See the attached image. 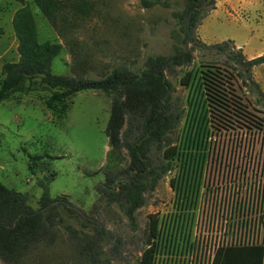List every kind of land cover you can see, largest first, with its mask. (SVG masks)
<instances>
[{
    "label": "rangeland",
    "instance_id": "rangeland-1",
    "mask_svg": "<svg viewBox=\"0 0 264 264\" xmlns=\"http://www.w3.org/2000/svg\"><path fill=\"white\" fill-rule=\"evenodd\" d=\"M90 1L95 4L91 15L60 31L34 0H0V22L4 27L0 34V87L3 64L20 58L14 22L24 8L34 17L39 42L51 40L63 45L52 62V72L58 75L101 78L118 66L141 73L149 56L171 54L182 43L183 34L174 12L183 10L187 0H161L150 8L143 7L141 0ZM235 2L234 6L230 4V11L221 7L208 15L198 36L208 44L235 40L249 59L263 55L264 0H243L240 7ZM228 43L234 45L232 41ZM207 66L221 67L232 79L242 108H209L210 122L204 129L199 74ZM237 68L241 66L226 54L199 45L191 64L167 72L174 99L178 98L184 107L183 118L171 137L181 144V152L205 156L197 170L189 168L190 156L177 159L156 189L146 193L147 203L136 211L134 221L118 204L102 208L106 228L113 234L105 245L113 264L140 263L153 215L159 219L166 212L201 215L205 199L216 213L226 214L229 205V213L233 208V213L254 220L262 205L264 216V64L252 70L259 87L249 73L241 74ZM188 72L191 78L186 84L183 79ZM24 86L30 90H18L0 102V182L27 193L34 208L40 206L39 200L48 190L52 197L65 195L91 212L100 198L98 186L106 181V172L115 163L108 156L111 146L106 133L111 97L102 91L83 90L49 107L47 99L53 89L41 78L27 80ZM123 152L126 166L129 158L127 150ZM183 197L186 205L180 201ZM66 218L80 228L78 222ZM160 231V236L154 237L155 242L159 240L155 261L162 264ZM0 264L15 263L0 259ZM18 264L86 262L75 240L62 229L52 243H41Z\"/></svg>",
    "mask_w": 264,
    "mask_h": 264
},
{
    "label": "trees",
    "instance_id": "trees-1",
    "mask_svg": "<svg viewBox=\"0 0 264 264\" xmlns=\"http://www.w3.org/2000/svg\"><path fill=\"white\" fill-rule=\"evenodd\" d=\"M24 3L26 0H17ZM52 26L60 31L75 25L77 19L91 15L95 4L90 0H34ZM143 7L150 8L161 0H141ZM163 3V2H162ZM216 8V0H187L183 10L175 11L183 34L181 45L171 54L151 55L141 73L128 66H118L101 78L58 75L52 72V62L63 45L56 41L39 42L34 17L28 8L15 16V28L20 40V58L3 64L4 75L0 87V102L7 100L18 90H30L25 82L41 78L53 94L47 99L49 107L57 101L74 97L80 91L94 90L106 93L112 99L111 116L106 130L111 149L109 158L114 165L106 172V181L98 186L100 198L91 212L87 213L67 196L52 197L46 190L34 208L27 193L9 188L0 182V259L6 263H20L41 243H52L62 229L75 240L81 259L86 264H113L105 245L113 238L101 216L105 205L118 204L123 212L135 220L136 211L147 203L146 193L156 189L160 180L173 169L175 161L190 156V169L202 166L204 153L185 154L172 139L184 115L181 101L174 99L167 72L176 66L191 64L197 46L215 48L240 65L239 73H249L264 64V54L249 59L242 48L230 45L227 40L208 44L198 36L202 20ZM72 12V14L70 13ZM64 24L63 26H61ZM4 27L0 22V34ZM234 43V42H233ZM230 45V46H229ZM237 67V66H236ZM191 73L183 79L189 83ZM221 67L207 66L200 69L199 87L203 98L204 129L210 122L209 108L214 110L241 109L242 103L235 93L232 79ZM259 87V86H258ZM234 91V92H233ZM264 95V92H261ZM127 128L124 129V126ZM127 150L129 163L123 150ZM198 156V159L196 157ZM202 158L200 159V157ZM194 157V159H192ZM66 216L78 222L77 228ZM145 248L139 264H154L160 236V219L151 216ZM70 221V220H69ZM121 241V239H117ZM162 246V242L160 244ZM214 264H264V245L228 247L218 252Z\"/></svg>",
    "mask_w": 264,
    "mask_h": 264
},
{
    "label": "built area",
    "instance_id": "built-area-1",
    "mask_svg": "<svg viewBox=\"0 0 264 264\" xmlns=\"http://www.w3.org/2000/svg\"><path fill=\"white\" fill-rule=\"evenodd\" d=\"M184 199L185 197L180 198L182 205L187 204V199ZM200 207L201 215L162 213V264H214L222 249L264 245L262 205L259 207V214L254 215L258 219L254 220L240 217L239 213H233V208L229 213V205L226 207V214L213 212L214 208L206 204L205 199ZM257 209L258 207L255 210ZM154 264L159 262L155 261Z\"/></svg>",
    "mask_w": 264,
    "mask_h": 264
},
{
    "label": "crops",
    "instance_id": "crops-1",
    "mask_svg": "<svg viewBox=\"0 0 264 264\" xmlns=\"http://www.w3.org/2000/svg\"><path fill=\"white\" fill-rule=\"evenodd\" d=\"M228 0H218V2H217V6H216V8H214L211 12H210V14L211 13H215V12H218L219 10H220V8L221 7H224L225 8V10L226 11H230V7L233 5H236L235 3V0H232L231 2H229L230 4H231V6H230V4H228V2H227ZM243 3V0H237V5H238V7H240L239 5H241ZM209 14V15H210ZM207 18V16L202 20V23H201V25L198 27V33L200 32V30H201V28H202V26L204 25L203 23H204V21H205V19ZM229 40H231V39H229ZM204 41V40H203ZM205 42V41H204ZM233 42H234V44L238 47V48H241V45L239 44V43H236L235 42V40H233ZM217 43V42H216ZM242 50H243V52H244V49L242 48ZM245 54V53H244Z\"/></svg>",
    "mask_w": 264,
    "mask_h": 264
}]
</instances>
